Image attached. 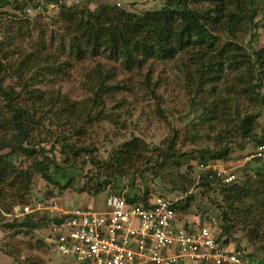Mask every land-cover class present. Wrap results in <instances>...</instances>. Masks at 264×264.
<instances>
[{"label": "rangeland", "instance_id": "374dc122", "mask_svg": "<svg viewBox=\"0 0 264 264\" xmlns=\"http://www.w3.org/2000/svg\"><path fill=\"white\" fill-rule=\"evenodd\" d=\"M17 1L24 3L23 9L9 5L0 9V39L14 40L9 51L50 52V57L57 59L56 64H50L51 69L38 67L31 73L32 78H27L47 94L57 95L58 100L66 97L78 102V112L58 118L57 107L51 110L48 104H40L38 111L43 115V124L34 132L35 149L44 147L46 152L38 153L37 157L43 159V154L54 157L71 177L60 188L46 182L38 173L33 175L25 200L33 210L29 215L39 226L32 231L25 227H0V264H13L10 253L16 250L15 245L21 248L25 261L59 264L61 257L51 252L48 244L51 219L76 207L101 212L106 208L108 194L145 195V190L146 200L166 197L183 201L191 196L187 209L178 213L179 223L188 228L209 225L220 243L244 250L252 264H264V223L263 231L253 241L238 227L229 234L222 233L220 216L225 206L220 186L200 185V180L196 181L198 173L192 169L198 161L199 149L228 146V158L217 160L237 174V181L248 176L256 179L255 171L264 170L260 162L245 160L255 144L249 137L243 139L238 130L239 121L246 114L256 116L254 133L264 125V82L253 88L254 80L248 72L250 50L264 47L263 5L259 4L254 22L248 24L243 19L238 22L234 38L243 47L223 58V73H212L216 78L198 89L199 85L189 83L185 75L184 65L193 78L191 82L196 81L187 52L180 51L170 60H149L139 68L130 69L104 55L77 59L67 49L69 41L65 25L59 20V6L51 7L53 1L49 0ZM103 1L67 2L94 10ZM36 3L39 5L35 6ZM119 3L131 12L142 13L159 8L162 1L120 0ZM190 4L204 6L206 0ZM220 36L226 39L223 32ZM10 57L18 56L12 53ZM99 65L109 74V80L105 81L107 89L96 102L93 98L97 83L90 81L89 76L93 67ZM15 79L8 76L6 83L15 84ZM132 137L145 141L150 151L131 168L125 167L119 170V175L115 174L107 162L117 147ZM67 144L73 145L76 154ZM4 151L7 149L0 153ZM158 152L161 155L169 152L172 156L153 164ZM148 158L152 162L145 167ZM14 160L23 166L32 162L20 153ZM98 182L102 189L95 192ZM17 205L22 203L15 197H7L1 201L0 208L11 212ZM23 218L17 219V223Z\"/></svg>", "mask_w": 264, "mask_h": 264}, {"label": "trees", "instance_id": "16d2710c", "mask_svg": "<svg viewBox=\"0 0 264 264\" xmlns=\"http://www.w3.org/2000/svg\"><path fill=\"white\" fill-rule=\"evenodd\" d=\"M119 1L104 0L94 10L78 3H68L66 0L59 4V20L65 25L69 53L77 59L104 55L120 61L124 67L130 69L139 68L149 60H170L180 51L187 52V59L194 65L196 81L191 82L193 78L184 65L185 75L189 83L199 85L198 89L207 81L216 78L212 73H223V58L243 47L234 38L235 30L239 27L238 22L241 19L248 21V24L254 22L259 4L263 5L261 8L264 19V0H206V5L199 7L190 4L195 0H159L162 1L159 8L142 13L131 12L120 4L116 5ZM8 5L16 10L24 7V3H18L17 0H0V9ZM37 5L39 3L35 4ZM222 32L226 39L220 36ZM13 42L11 37L5 41L0 39V151L7 149L0 153V205L7 197H15L22 205H26L25 195L30 189L35 173L40 174L49 184L65 187L71 176L56 163L54 157L43 154V159H38V153H45L46 150L44 147L35 149L34 132L43 124V115L38 111L42 103L48 104L51 110L57 107L58 118L78 112V102L70 101L66 97L58 100L57 95L47 94L27 78H32L31 73L38 67L51 69L57 59L51 58L50 52L34 49L18 52L12 47L14 50L9 51ZM12 53L18 57L11 59ZM248 57V72L250 76L252 74L254 88L264 82V47L251 49ZM8 76H15L16 83H6ZM108 78L109 74L100 65L91 70L89 80L97 83L94 101L97 102L107 89L105 81H108ZM255 118L253 114L244 115L239 121L238 130L243 139L249 137L256 146L264 142V125L259 132L254 133ZM66 147L76 154L72 144H67ZM149 151L145 141L132 137L117 147L107 163L115 174L119 175V170L131 168ZM198 152L195 165L210 160H225L230 150L228 146L214 149L203 147ZM18 153L32 162L27 166L17 163L14 156ZM170 156L172 154L169 152L163 155L158 152L155 159L152 158L153 164L164 162ZM151 162L148 158L145 167L151 165ZM195 165L192 169L196 172ZM252 168L261 169L255 166ZM261 170L259 173L253 171L256 179L248 176L243 181L229 184L222 183L215 177L210 178L209 173L201 174L198 182L200 185L220 186L225 206L220 216L222 233L229 234L231 229L238 227L243 229L252 241L260 235L264 223V170ZM62 180H65V183H62ZM100 184L101 182L97 183L95 192L102 189ZM144 194H127L124 198L127 202L146 203L147 200L143 197L147 194L146 190ZM189 198L191 196L173 203L177 216L187 209ZM2 210L0 208V227H25L27 231H32L39 226V222L30 215L24 216L18 223L19 218L6 220ZM215 238L218 241L217 237ZM220 244L227 246L226 243ZM15 246L16 250L10 253L13 264H34L25 261L21 248ZM234 250L246 258L244 250Z\"/></svg>", "mask_w": 264, "mask_h": 264}, {"label": "built area", "instance_id": "2783aa9c", "mask_svg": "<svg viewBox=\"0 0 264 264\" xmlns=\"http://www.w3.org/2000/svg\"><path fill=\"white\" fill-rule=\"evenodd\" d=\"M60 3L63 0L49 5ZM245 160L264 166V142ZM195 169L196 181L207 173L225 184L238 180L218 160L198 163ZM174 202L166 197L127 202L124 196L110 193L104 211L76 207L51 219L48 244L61 257L59 264H252L234 248L221 245L209 225L188 228L179 223ZM32 212L29 205H17L3 215L10 220Z\"/></svg>", "mask_w": 264, "mask_h": 264}]
</instances>
